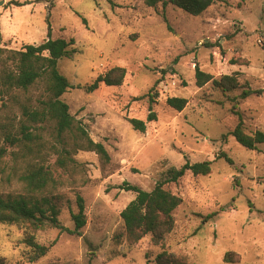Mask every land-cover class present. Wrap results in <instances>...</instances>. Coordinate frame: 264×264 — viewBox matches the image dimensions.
Returning <instances> with one entry per match:
<instances>
[{
	"label": "rangeland",
	"instance_id": "obj_1",
	"mask_svg": "<svg viewBox=\"0 0 264 264\" xmlns=\"http://www.w3.org/2000/svg\"><path fill=\"white\" fill-rule=\"evenodd\" d=\"M16 1L24 5L11 3ZM48 38L73 42L70 56L58 63L73 85L61 98L90 136L104 143L110 160L78 150L75 165L55 168L59 183L52 197L63 226L75 227L71 213L79 210L77 197L84 199L80 235L51 226L34 231L38 242L55 243L30 261L24 238L32 229L0 222V264H157L164 250L195 264H264V143L247 149L229 134L237 112L246 132L264 131V0H220L198 16L145 0H0V47L22 49ZM196 64L215 78L235 75L241 87L224 92L211 81L197 86ZM113 66L126 68L121 85L77 88ZM155 84L157 119L145 132L135 130L129 119L146 120L144 95ZM247 87L262 93L239 97ZM169 96L188 103L178 111L166 103ZM18 115L0 99V146L8 145L4 130ZM43 126L45 139L52 140L53 124ZM47 158L55 162L57 155ZM205 160L212 161L211 173L187 171L164 185L183 200L173 230L160 243L147 234L130 244L121 211L136 192L127 186L152 190L169 168ZM2 167L0 194L22 192ZM226 252L235 253L234 262L224 261Z\"/></svg>",
	"mask_w": 264,
	"mask_h": 264
},
{
	"label": "trees",
	"instance_id": "obj_2",
	"mask_svg": "<svg viewBox=\"0 0 264 264\" xmlns=\"http://www.w3.org/2000/svg\"><path fill=\"white\" fill-rule=\"evenodd\" d=\"M220 0H145L151 7L162 4L165 8L169 3L194 16L202 14L211 5ZM245 1V0H241ZM24 5L20 2H11ZM163 15H165L163 11ZM73 44L65 38H48L40 44H25L22 49L0 47V99L5 106L10 105L18 109L17 120L12 127L4 130V139L8 143L0 146V168L5 173L9 169V176L21 184L22 192L16 194H0V222L6 224L26 225L32 230L25 233L24 242L27 245L26 254L30 261H37L45 256L50 247L36 240L34 231L51 226L64 229L70 234L80 235L86 225L85 204L81 196L77 197L78 212H72L71 217L75 227L66 228L59 220L60 210L53 201L52 195L57 189L59 178L56 169H67L75 165L74 154L78 150L96 152L104 162L110 160V155L101 141H95L86 126L77 120L69 110V105L61 96L73 85L59 70V59L69 57ZM232 64H236L231 60ZM196 84L199 87L208 82L224 92L241 87L235 75L225 74L220 78L201 70L195 66ZM126 76V68L113 66L104 73H100L89 84L78 85L88 92L97 90L101 84L119 86ZM158 82V81H157ZM156 82V84H157ZM156 84L144 95L148 99L149 113L146 120L130 118L135 130L145 132L147 123L157 119L153 104L157 102L159 92ZM41 90V91H39ZM34 91H39L35 96ZM262 89L244 88L239 97L245 99L253 94H261ZM166 103L181 111L188 103V99L180 96H169ZM236 107V106H234ZM237 123L229 134L247 149H256L264 143V131L253 133L245 131L244 120L237 112ZM53 124L52 140L45 139L43 124ZM14 147L15 149H10ZM49 154H56L55 162L47 158ZM220 155V154H219ZM222 157L230 163L233 160L225 152ZM8 158V160H7ZM212 161L186 162L181 167H171L165 173V178L158 181L152 190H145L136 185H128V190H134L136 196L121 211L124 223V233L130 244L137 243L147 234L152 235L155 243H160L165 235L175 227V209L182 203V197L164 187L166 183L176 182L187 171L193 175H207L211 173ZM216 215L213 212L207 219ZM235 253L226 252L225 262H234ZM157 264H195L185 255L162 251L156 257Z\"/></svg>",
	"mask_w": 264,
	"mask_h": 264
}]
</instances>
